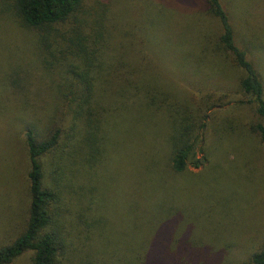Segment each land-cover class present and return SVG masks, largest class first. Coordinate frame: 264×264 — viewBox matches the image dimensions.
I'll list each match as a JSON object with an SVG mask.
<instances>
[{"label": "trees", "instance_id": "16d2710c", "mask_svg": "<svg viewBox=\"0 0 264 264\" xmlns=\"http://www.w3.org/2000/svg\"><path fill=\"white\" fill-rule=\"evenodd\" d=\"M125 1L0 3V24L14 23L23 37L18 44L13 40L15 34L9 36L7 28L0 30V84L5 87L1 94L6 92L7 100L15 96L23 103L32 94L35 75L39 76L36 86L40 87L42 79L54 92L57 106L53 116L58 119L44 128L31 123L22 128L28 162L27 216L23 231L11 244L0 247V264H12L29 251L33 253L31 264H111L110 255L119 252L117 247L108 248L109 210L97 169L107 155L118 150L124 153L125 161L140 162L141 174L121 185L119 205L139 220L152 204L161 214L155 221H147L153 220L149 233L133 244L129 237L124 238L127 254L123 264H220V255L210 254L203 238L192 234L191 222L199 218L205 197L201 195V203L196 204L200 180L188 176L192 181L187 183L185 178L191 174L190 168L198 169L206 162L205 156L198 154L204 151L203 131L213 109L232 103L237 108L251 107L257 121L247 130L264 145V26L238 29L232 23L239 19L248 23L252 13H264V0H232L229 10L222 0L141 1L144 11L153 18L152 24L156 10L175 17L168 25L172 33L167 32L165 37L173 41L177 58L172 74L183 80L186 76L185 81L193 83L197 74H209L207 67L223 85L200 97L205 113L198 118L189 112L190 105L177 91L156 78L162 74L156 61L148 59L140 65L134 59L136 52L122 51L126 36L132 35L126 32L125 23H116L121 11L129 17ZM194 2L197 10L188 13ZM198 17H202L201 23ZM29 37L32 42L27 47ZM140 38L144 51L151 44L148 35ZM230 76L233 91L224 84ZM105 117L124 118L126 122L120 128L102 127ZM238 133L244 134L242 130ZM45 155L56 158L57 176H52L51 186L44 184L40 159ZM63 171L70 175L67 184L60 178ZM78 176L88 180L90 187L80 184L74 191L70 183ZM173 182L193 192L180 199L160 200L158 190ZM66 189L80 192L73 212L56 205ZM66 211L71 212H67L68 217L64 216ZM162 222V231L153 238L152 230ZM176 223L183 229L179 239L169 235ZM173 243L175 248L171 250ZM120 262L114 260L112 264ZM248 263L264 264V247L252 253Z\"/></svg>", "mask_w": 264, "mask_h": 264}, {"label": "rangeland", "instance_id": "374dc122", "mask_svg": "<svg viewBox=\"0 0 264 264\" xmlns=\"http://www.w3.org/2000/svg\"><path fill=\"white\" fill-rule=\"evenodd\" d=\"M2 1L8 4L12 2V0H0V3ZM141 1L126 0L125 14L128 11L129 17H126L121 11L117 18L116 23L123 25L125 23L126 32L132 34L126 36L125 49L122 51L136 52L134 59L140 65H144L148 59L156 61V67L162 73L157 74L156 78L164 83V86L167 84L165 87L168 89L177 91L179 96L190 105L189 112L191 111V114L198 118L205 113L200 97L209 94V89H220L223 85L221 86L217 75L210 74L207 67L205 71L209 74H197V82L193 83L185 81L186 76L183 80L180 76L172 74L177 58L174 53L173 41L171 42L165 37L167 32L172 33L168 25L173 22L172 19L175 17L170 13L156 10L152 24L153 18H150V15L144 11L146 8L141 5ZM231 2L232 0H222L223 7L229 10ZM191 6L193 8L188 13L197 10L195 2ZM7 19L9 20V18ZM252 19L253 21H251ZM197 20L200 23L203 21L202 17H198ZM149 22L152 24L151 27H148ZM232 23L238 29L242 28L241 26L248 29L249 25L256 28L263 27L264 13L262 11L260 14L252 13L248 23L241 19L234 20ZM252 24L256 26H252ZM1 25L4 27H0V30L7 28L11 31H8V35L15 34L16 39L13 40L21 44L23 37L16 31L14 23H2ZM243 32L244 30L241 34ZM140 35H144L145 39L148 35L151 44L144 51H142L144 43ZM27 40L30 41L27 47H30L32 39L29 37ZM134 52H131V55H135ZM262 59L261 67L264 70L263 53ZM158 61L162 63L159 68ZM38 77L35 75L33 86L31 85L32 94L28 95L23 103L16 101L15 96H9L7 100L6 92L1 94L5 87L0 84V247L11 244L23 231L27 216L28 182L26 174L28 162L22 142V128L25 123L34 124L37 128H44L45 125L51 126L54 120H58L53 116L57 106L54 92L45 87L42 79L40 87L36 86L35 82H39ZM231 79V76L227 77L224 84L227 89L229 88L228 90L233 91ZM0 80L3 81L1 77ZM1 81L0 83H2ZM123 119L109 120L105 117L102 127H123L126 122L122 121ZM256 121L251 107L237 108L232 103L221 109H213L203 131L204 151L198 154V157L204 155L206 162L204 161V164L198 169L190 168L191 174H187L185 178L187 183L192 181L187 178L188 176H193L196 181L200 180L197 184L198 190L195 192L196 204L201 203V195L205 197L204 203H201L199 207L201 212H199V218H194L191 222L192 234L203 238L204 246L210 251V254L220 255V264H249V256L264 247V145L247 130V126ZM239 130H242L244 134L239 135ZM156 152L161 153L158 150ZM40 162L44 184L51 186L52 176H57L55 174L56 158L52 155H45L41 157ZM139 165V161L132 159L125 161L124 153H120L118 150L114 155L113 153L107 155L104 163L97 169V176L98 179L100 177L101 182L100 187L104 190L102 191L104 193L103 201L109 210L111 242L108 248L111 250V248L117 247V252H119L116 253L117 256L110 255L111 264L114 260L120 261V259V264H123V258L127 254V252L125 253V246L127 247L125 239L127 240L129 237L130 243L133 244L137 239L149 233L153 220L148 223L147 221L152 218L155 221L161 216L156 204H152L145 211L143 210V220L130 217L125 212L124 205H119L121 203L118 202L121 185H124L128 178L141 175ZM60 178L63 179L64 184H67L70 175L63 171ZM70 184L74 191H78L80 184L90 187L88 180H83L82 176H78V180L72 181ZM189 189L188 186H180L177 182H173L158 190L157 196L160 200L169 197L170 199H180L183 195L186 196L193 192V190L189 192ZM74 191L72 193L70 189H66L56 205H59L62 210L70 209L73 212L76 208L74 205L78 203L80 197V192L75 194ZM94 196L97 197L96 194ZM67 212L71 213L66 211L64 213L66 217L69 215ZM164 222L152 230L153 238L162 231ZM143 225L145 226L143 227ZM169 233V235L172 234L173 239H179L181 235L183 236V229L176 223ZM117 238L119 244L116 243ZM174 248L175 243L170 246L171 250ZM32 257L31 251L26 252L15 259L12 264H31Z\"/></svg>", "mask_w": 264, "mask_h": 264}]
</instances>
